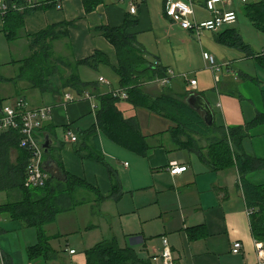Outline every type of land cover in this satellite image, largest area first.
<instances>
[{
    "label": "crops",
    "instance_id": "0c3cea01",
    "mask_svg": "<svg viewBox=\"0 0 264 264\" xmlns=\"http://www.w3.org/2000/svg\"><path fill=\"white\" fill-rule=\"evenodd\" d=\"M31 1L42 8L24 16V27L10 48L16 54L15 46L24 43L23 49L28 53L9 64L11 68L7 67V75L6 68L0 65V77L7 80L0 83V116L3 108L13 104L17 98H24L30 109L51 107L52 119L45 124L39 137L44 139L49 135L53 141L51 147L60 150L58 155L66 173L89 184L103 200L94 192L79 191L77 199L82 201L81 204L59 214L54 223L44 227V234L49 239L48 253L35 259L29 257L28 251L39 244L37 230L0 215V264H87L88 251L103 241L113 239L121 248H133L143 260L161 264L163 238L167 239L175 264H264V244L257 243L253 236L237 170H209L199 157L174 146L169 133L173 127L170 121L149 110L136 108L125 100L116 103L117 109L124 118L138 121L151 150L147 156H138L119 147L97 125L98 97L112 90L104 86L108 85L104 76L93 79L87 75V72H103L102 68H109L118 78V89L121 88L116 73L120 67L119 57L115 47L104 38L101 28H120L127 21L135 20L137 23L128 29V34L136 40L135 50L150 64L159 63L167 71L175 73L169 85L171 88L155 81H145V91L151 97L165 93L184 97L188 103L192 100L193 104H189L204 118L205 114L196 109L202 100L211 110L213 124L228 131L246 127L259 116H264V67L257 56L249 57L243 50L219 43L217 35L225 29L218 33L205 32L197 38L166 15L165 23L161 17L155 20L151 8H156L158 0H104L91 12L86 10L85 0ZM195 4L199 20L211 19V14L204 7L205 0H197ZM131 6L136 7V14H131ZM226 9L235 11L234 3ZM236 23L231 27L238 31ZM61 24H69L67 37L54 41L51 51L55 63L58 61L60 67L67 71L63 74L69 76L71 69H66L67 65L59 61L72 62L74 66L75 61L90 59L96 52L109 59L111 66L101 65L94 70L81 65L76 69L83 82L94 83L93 91L87 87L80 94L65 89L54 95L42 93L27 81L17 80L25 61L35 51L28 36ZM4 25L0 17V36L6 37ZM164 31L170 40L168 49L161 42L160 49L151 50L145 35L152 34L156 43L164 40ZM188 53L190 60L185 62ZM203 53L215 56L222 70L226 69L220 78L211 70L213 77L219 78L217 82L214 77V84L209 79L208 65L204 70L201 68L206 62L201 59ZM256 55L264 56V51ZM247 63L253 67L246 69L244 64ZM191 64L196 70L194 73L186 71ZM198 74L203 75V79ZM185 75L188 79L184 78ZM101 78L106 82L101 83ZM193 79L197 81L195 88L189 86ZM47 82L55 90L61 88L57 74L47 76ZM67 94L75 96L76 100L65 102ZM94 131L106 164L82 158L76 153L85 145L92 146L93 141L88 135ZM68 132L76 136V142L67 139ZM242 150L252 157L264 159V122L249 129L242 141ZM18 157L19 152L13 150L11 163L17 164ZM174 163L187 170L172 174ZM46 168L49 175L59 174L57 165L48 161L47 154ZM111 171L121 186L118 201L111 198ZM247 179L253 185L264 187V171L251 173ZM7 202V193L1 192L0 205ZM235 243L242 244L237 255L232 253Z\"/></svg>",
    "mask_w": 264,
    "mask_h": 264
},
{
    "label": "trees",
    "instance_id": "16d2710c",
    "mask_svg": "<svg viewBox=\"0 0 264 264\" xmlns=\"http://www.w3.org/2000/svg\"><path fill=\"white\" fill-rule=\"evenodd\" d=\"M5 1L11 6L23 9L22 11L10 9L3 18L6 38L12 42L19 37L24 27V16L39 10L42 6L33 4L32 7L28 0ZM103 2L104 0H85L86 10L91 12ZM243 4L242 12L253 28L264 34V2ZM136 23L135 20H129L120 28H101L104 38L115 47L119 57L120 67L116 73L120 78V89H125L129 97L125 101L131 102L136 108L149 110L170 121L173 127L169 133L174 146L178 150L187 151L199 157L209 170L216 172L237 170L239 188L243 192L248 210L252 212L250 219L253 236L255 240L259 238L264 244V187L253 185L247 179L251 173L264 171V159L252 157L242 150V141L249 129L263 123L264 116H259L246 127L227 131L214 124L209 126L203 116L184 97L165 93L151 97L145 91V81H149L148 83L158 81L165 77L168 71L159 63L150 64L135 50L137 49L136 40L128 34V29ZM68 26L69 24L51 26L32 37L28 36L35 51L25 61L17 80L27 81L42 93L54 95L60 94L65 89H72L80 94L87 87L92 88L91 91L94 90L93 88L96 87L93 86L94 83L83 82L76 69L81 65L94 70L101 65L111 66L107 56L96 52L90 59L75 61L74 66L72 62L59 61L67 65L66 69H71L69 76L59 73L61 67L57 64L58 61L56 65L53 64L52 43L67 37ZM217 40L229 48L245 51L249 57L257 56L256 59L264 67V56L256 55L235 28H225L217 35ZM51 74H57L61 79L60 89L55 90L47 82V76ZM5 81L7 80L0 77V83ZM186 94L187 92L184 95ZM98 98L99 109L96 114L98 129L119 147L138 156H147L151 146L147 137L142 135L138 121L134 118H124L116 107V103L123 100L114 98L111 92L107 95H99ZM19 138L20 135L16 131L0 134V193L6 192L8 195V202L0 205V215H6L13 221L21 222L37 230L39 244L28 251L29 257L35 259L46 256L48 253L49 239L44 234V227L54 223L59 214L81 204L82 201L77 199L79 191H91L96 193L100 200L103 198L89 184L66 173L58 155L60 150L55 148H51L46 154L48 161L57 165L56 170L59 174L51 173L43 187H26V170L30 155L20 148ZM88 138L93 141L92 146L85 145V148L77 149L76 153L82 158L106 164L98 147L97 133L95 131L90 133ZM204 142L207 143L206 148L203 147ZM15 149L19 152L17 164L11 163V154ZM46 171L49 174L47 168ZM110 176L113 183L111 198L118 201L121 198V186L112 171ZM86 254L87 264H152L140 258L133 248H121L116 239L103 241Z\"/></svg>",
    "mask_w": 264,
    "mask_h": 264
},
{
    "label": "built area",
    "instance_id": "2783aa9c",
    "mask_svg": "<svg viewBox=\"0 0 264 264\" xmlns=\"http://www.w3.org/2000/svg\"><path fill=\"white\" fill-rule=\"evenodd\" d=\"M248 0H241L247 2ZM29 3L33 7L30 0ZM194 0H171L166 3L165 13L169 19L178 23L182 29L193 32L197 37H200L203 32L218 33L219 31L232 26L237 21V14L235 11L227 10L226 8L232 5L230 0H206L205 9L211 14L209 20H199L195 12ZM16 7V6H15ZM59 7V6H58ZM16 11H22V8L16 7ZM9 5L5 0H0V17L4 18L9 12ZM130 12L136 14V7L131 6ZM204 59L208 66L213 70L216 66L214 56L205 53ZM218 71V68H217ZM175 77L173 71H168L166 76L158 80L162 86L170 84L171 80ZM187 79V75L184 76ZM218 82L219 78L215 76ZM105 83L104 79H100ZM197 85L196 80L190 81V86L195 88ZM112 96L120 99H127L128 95L122 90L112 91ZM65 102L75 101V98L67 94L64 96ZM52 119V108L49 106L30 109L24 98H18L13 104L7 105L3 108L0 117V134L9 131H16L19 133V146L24 151L28 152L30 157L26 170L25 185L29 188L43 187L49 175L46 172L44 164V149L42 147V140L39 137L40 131L44 128L45 124ZM67 139L71 142H76L77 138L72 133H67ZM186 171L185 167H178L176 163L172 164L171 173L179 174ZM249 216L252 212L249 211ZM164 247L161 254V264H175L171 249L168 245L167 239L163 238ZM242 250L241 243H235L232 248V253L237 255ZM75 251H71L74 253Z\"/></svg>",
    "mask_w": 264,
    "mask_h": 264
},
{
    "label": "rangeland",
    "instance_id": "374dc122",
    "mask_svg": "<svg viewBox=\"0 0 264 264\" xmlns=\"http://www.w3.org/2000/svg\"><path fill=\"white\" fill-rule=\"evenodd\" d=\"M196 2H197V0H195ZM199 1V0H198ZM233 3H234V9H235V11L237 12V15H238V21H237V23H236V27H237V29H238V33L241 35V37L243 38V41L246 43V44H248L250 47H251V49L253 50V52L255 53V54H260V53H262L263 51H264V34H262V33H260V32H258L257 30H255L254 28H253V26H252V24H251V22L249 21V19L244 15V13L242 12V9H243V6H244V4L243 3H240L241 1L240 0H231ZM249 2V4H254V3H259V2H264V0H249L248 1ZM152 9V16L154 17V19L155 20H158V19H160V17H161V21H162V23H165V21H166V18H165V13H164V3H163V0H158V2H157V4H156V8L155 9H153V8H151ZM162 23H161V25H162ZM203 33H205V32H203ZM208 33V32H207ZM210 33V32H209ZM163 36L165 37L166 36V32L164 31V33H163ZM145 38L148 40L147 42L149 43V46L151 47V50H157L159 47H160V43L161 42H163L165 45H166V49H168V47H169V44L168 43H170V40L167 38V37H165L164 38V40L162 41V40H158V42H156L155 43V41H154V38H153V36H152V34H146L145 35ZM198 38V37H197ZM200 38V37H199ZM199 40V39H198ZM197 40V41H198ZM197 44H198V42H196ZM194 45V44H193ZM12 47V43L11 42H8L7 40H6V37L3 35H1L0 36V65H2V66H4V68H6V73H5V75H7V69L8 68H11V67H9L10 65V63H12L14 60H16L17 58H23V57H25L26 55H27V53H28V50L27 49H23V48H25V45H24V43H20V44H18L17 46H15V48H16V54H13L12 53V51L10 50V48ZM21 48V49H20ZM160 49V48H159ZM193 49L196 51V47H193ZM188 51V50H187ZM150 53H152V54H155V53H153V51H149ZM156 55V54H155ZM157 56V55H156ZM165 56L169 59V60H172V58L168 55V54H165ZM201 56V59H203L204 58V55H200ZM215 57V56H214ZM215 59H217L216 57H215ZM190 60V54L188 53V56H187V60L185 61V62H187V61H189ZM203 60H205V59H203ZM204 62V61H203ZM207 62H204V64L201 66V68H202V70H204V69H206V65H208V63L206 64ZM53 64L54 65H56V63H55V61H53ZM57 64L58 65H60L58 62H57ZM216 65H217V67H219L220 69H219V71H217V67L216 66H214L213 67V73L215 74V75H217L219 78L221 77V73H222V71L225 69V68H223V70H222V68H221V66L217 63V60H216ZM248 65V66H247ZM8 67V68H7ZM209 67V66H208ZM244 67L246 68V69H248V68H251V67H253V65L252 64H250V63H247V64H244ZM60 69V68H59ZM84 69V68H83ZM103 70V72H95V73H90V72H87L88 74V77H91V78H93V79H95V78H98V76H100V75H102V76H104L105 77V79L107 80V82H108V85H104L105 87H106V89L108 90V89H111V90H113V89H115V90H117L118 88H119V84H118V81H117V76L109 69V68H102ZM209 70H210V73H211V78H209L210 79V81H212V83L214 84L215 83V81H214V77H213V75L214 74H212V69L209 67ZM226 70V69H225ZM186 71H192L193 73L194 72H196V70L194 69V65L193 64H191L187 69H186ZM9 72V71H8ZM65 72H67L65 69H60L59 70V73L61 74V75H64V76H66L65 74H63V73H65ZM186 74H189V75H193L191 72H187ZM236 74H239L238 72H236ZM182 75H184V74H182ZM188 76V75H187ZM234 76H236L235 75V73H234ZM198 77L199 78H202L203 79V75H200V74H198ZM93 79H91V80H93ZM103 79V78H102ZM104 79V80H105ZM61 80V79H60ZM174 80V78L171 80V82H170V84L169 85H171V83H172V81ZM214 81V82H213ZM156 83H158V84H160L158 81H155ZM61 84H62V81H61ZM161 85V84H160ZM168 85V86H169ZM162 86V85H161ZM164 87V86H163ZM170 87V86H169ZM166 88H168V87H166ZM171 88V87H170ZM169 88V89H170ZM74 98H75V96H73ZM18 99V98H17ZM16 99V100H17ZM15 100V101H16ZM75 100H76V98H75ZM42 140V147H43V144H44V139L42 138L41 139ZM206 146H207V143L206 142H204L203 143V147L204 148H206ZM52 148V147H51ZM50 148V149H51ZM43 149H44V147H43ZM49 149V150H50ZM206 150V149H205ZM206 152V151H205ZM48 153V152H47ZM12 154H13V151H12ZM11 154V155H12ZM44 154L46 155V153H45V149H44ZM256 242L257 243H259V244H261L262 242H260V239L259 238H257V240H256ZM259 249H261V247L259 248ZM264 250V249H263Z\"/></svg>",
    "mask_w": 264,
    "mask_h": 264
},
{
    "label": "water",
    "instance_id": "95a60500",
    "mask_svg": "<svg viewBox=\"0 0 264 264\" xmlns=\"http://www.w3.org/2000/svg\"><path fill=\"white\" fill-rule=\"evenodd\" d=\"M202 104L200 106H197L196 109H199L201 110L205 115H204V120L205 122L209 125V126H212L213 125V116L211 114V110L210 108L206 105V103H204L202 100H201ZM190 104H193V101L190 100L189 101ZM44 144H43V147L45 149V153H47L49 151V149L51 148V146L53 145V141L50 139V136L49 135H46L44 137Z\"/></svg>",
    "mask_w": 264,
    "mask_h": 264
},
{
    "label": "bare ground",
    "instance_id": "6f19581e",
    "mask_svg": "<svg viewBox=\"0 0 264 264\" xmlns=\"http://www.w3.org/2000/svg\"><path fill=\"white\" fill-rule=\"evenodd\" d=\"M240 1H241V0H240ZM167 2H168V1H167ZM167 2H166V3H167ZM194 2L196 3L195 0H194ZM247 2H248V1H247ZM247 2H244V3H247ZM166 3H165V6H166ZM242 3H243V2H242ZM8 5H9V4H8ZM15 8H16L15 6H11V5H9V10H10V9H15ZM58 8H60V6H59ZM164 12H165V7H164ZM131 14H132V13H131ZM165 15H166V13H165ZM166 17H167V15H166ZM1 18H2V17H1ZM167 18H168V17H167ZM237 19H238V18H237ZM170 20H171V19H170ZM171 21H172V20H171ZM236 22H237V21H236ZM236 22H235V23H236ZM235 23H234V24H235ZM234 24H233V25H234ZM183 30H184V29H183ZM185 31H187V30H185ZM195 36H196V35H195ZM196 37H197V36H196ZM204 54H205V53H203V55H204ZM208 54H209V53H208ZM210 55H211V54H210ZM214 58H215V57H214ZM217 68H218V71H219L220 68H219V67H217ZM212 71H213V70H212ZM187 77H188V76H187ZM187 79H188V78H187ZM190 81H191V80H190ZM190 81H189V83H190ZM100 82H101V81H100ZM105 82H106V81H105ZM101 83H103V82H101ZM117 90H122V91H124L125 93H127L125 89H124V90H123V89H117ZM112 91H115V90H112ZM112 91H111V92H112ZM70 95H71V94H70ZM127 95H128V94H127ZM72 96H73V95H72ZM114 98H115V97H114ZM128 98H129V97H128ZM128 98H127V99H128ZM117 99H120V98H117ZM127 99H120V100H123V101H124V100H127ZM2 112H3V110H2ZM44 164H45V154H44ZM178 167H179V166H178ZM185 168H186V167H185ZM186 170H187V168H186ZM46 172H47V171H46ZM184 172H185V171H184ZM47 173H48V172H47ZM182 173H183V172H182ZM179 174H180V173H179ZM48 175H49V174H48Z\"/></svg>",
    "mask_w": 264,
    "mask_h": 264
}]
</instances>
